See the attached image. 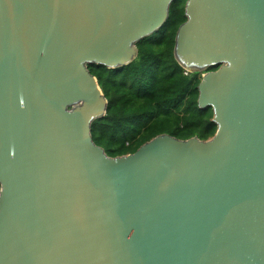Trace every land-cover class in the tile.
<instances>
[{
	"label": "water",
	"instance_id": "water-1",
	"mask_svg": "<svg viewBox=\"0 0 264 264\" xmlns=\"http://www.w3.org/2000/svg\"><path fill=\"white\" fill-rule=\"evenodd\" d=\"M172 1L0 0V264H264V0H185L210 138L92 140L87 65L130 63Z\"/></svg>",
	"mask_w": 264,
	"mask_h": 264
},
{
	"label": "trees",
	"instance_id": "trees-1",
	"mask_svg": "<svg viewBox=\"0 0 264 264\" xmlns=\"http://www.w3.org/2000/svg\"><path fill=\"white\" fill-rule=\"evenodd\" d=\"M184 4L171 2L165 22L136 43L137 55L130 63L117 68L87 65L107 102L104 116L91 122L90 134L108 156L132 153L157 134L201 140L214 134L212 108L197 106L203 71H186L173 54L176 30L186 19Z\"/></svg>",
	"mask_w": 264,
	"mask_h": 264
},
{
	"label": "rangeland",
	"instance_id": "rangeland-1",
	"mask_svg": "<svg viewBox=\"0 0 264 264\" xmlns=\"http://www.w3.org/2000/svg\"><path fill=\"white\" fill-rule=\"evenodd\" d=\"M203 72H205V70Z\"/></svg>",
	"mask_w": 264,
	"mask_h": 264
}]
</instances>
